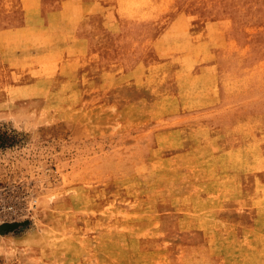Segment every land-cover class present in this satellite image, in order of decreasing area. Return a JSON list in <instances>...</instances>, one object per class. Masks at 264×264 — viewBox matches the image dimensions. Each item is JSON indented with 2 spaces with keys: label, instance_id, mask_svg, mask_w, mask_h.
I'll use <instances>...</instances> for the list:
<instances>
[{
  "label": "rangeland",
  "instance_id": "1",
  "mask_svg": "<svg viewBox=\"0 0 264 264\" xmlns=\"http://www.w3.org/2000/svg\"><path fill=\"white\" fill-rule=\"evenodd\" d=\"M0 264H264V0H0Z\"/></svg>",
  "mask_w": 264,
  "mask_h": 264
}]
</instances>
